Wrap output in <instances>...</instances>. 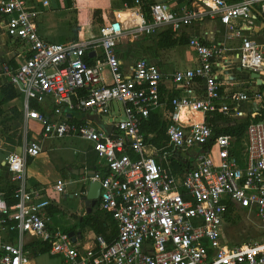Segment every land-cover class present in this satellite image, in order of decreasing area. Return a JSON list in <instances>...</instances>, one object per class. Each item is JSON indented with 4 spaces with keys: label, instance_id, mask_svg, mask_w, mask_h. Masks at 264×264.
<instances>
[{
    "label": "built area",
    "instance_id": "built-area-1",
    "mask_svg": "<svg viewBox=\"0 0 264 264\" xmlns=\"http://www.w3.org/2000/svg\"><path fill=\"white\" fill-rule=\"evenodd\" d=\"M202 4L226 26L236 20L249 26L254 9L264 16V0ZM36 15L26 0H0L7 36L22 48L16 68L0 65V84L10 85L23 98L24 122L40 125L20 152L5 158L15 203H0V264H33L24 250L26 237L46 244L47 254L63 264H264V241H221L230 206L254 215L264 230V123L247 126L236 156L234 139L216 136L206 122L214 113L236 121L247 116L240 110L250 99L247 92H221V51L190 39L195 63L171 74L173 95L167 105L160 92L164 77L156 65L138 59L124 73L118 58L117 46L125 33L149 37L169 28L178 34L184 24L200 21V15L180 13L169 3L144 10L135 0L134 8L113 14L99 38L62 44L39 36ZM239 29L231 27V35L242 37ZM98 49L100 56L88 64L87 55H96ZM237 58L240 68L260 74L264 44L241 38ZM196 85L201 95L193 93ZM31 104L49 107L54 118ZM73 112L106 119L112 131L107 134L86 118L70 121ZM151 113L165 123L164 145L155 151L141 132ZM198 113L202 121L192 122L190 116ZM64 138L89 143L102 161V174L93 173V180L100 185L99 209L110 215L116 229L110 245L95 237L93 246L85 248L72 243L67 233L49 230L45 212L51 199L43 196V189L27 184L26 162L40 155L42 141ZM171 161L189 168L178 180L168 171ZM53 192H65L64 182L58 180Z\"/></svg>",
    "mask_w": 264,
    "mask_h": 264
},
{
    "label": "crops",
    "instance_id": "crops-1",
    "mask_svg": "<svg viewBox=\"0 0 264 264\" xmlns=\"http://www.w3.org/2000/svg\"><path fill=\"white\" fill-rule=\"evenodd\" d=\"M139 1L142 3V8L143 3H146L148 6L154 3H169L176 9V11L180 13H183L185 11L197 12L201 17V20L193 21L191 24H184L180 28L178 34L173 33L169 28H162L158 30L156 34L149 37L136 36L125 33L120 38L117 46L118 58L124 73H127L128 67L138 59H146L150 63L156 65L164 77V84L160 88V92L162 93V100L167 105L169 99L173 95V93L171 92L172 83L169 79L171 74L179 69L191 68L195 63V54L188 47V42L190 39L196 38L206 45L217 46V48L221 51V66L223 67L219 77L221 83V92L224 95H228L229 93L237 91L247 92L250 95V99L249 101L244 102L240 105V110L247 115L246 119H255L258 116V112L263 106L264 92H261V88L264 87V85L260 87L256 86L254 80L249 77L250 72L239 67L237 58L241 38L250 37L257 43L264 44V16L259 14L257 9H254L252 12V18L249 21V26H247V24L243 25L240 20L233 21L232 26H226L220 22L217 14L211 16L208 13L209 9L202 4V1L205 0ZM225 1L230 5H235L241 2V0ZM26 3L27 7L30 10L37 12V15L35 17V24L39 36L47 42L60 44L71 42L81 43L93 40L85 39L84 33L86 30L88 31V28L92 27V25L96 22V19L100 21L99 23H101L102 20L106 19L107 22H109L113 18V14L125 11L126 9L134 8L135 6V0H26ZM95 11H97L96 19H94ZM231 27H240V29L236 31H239L242 37L231 35ZM167 30L171 31L172 37L174 39H180V37H183L184 40L188 42L185 45L182 44L172 48L160 49L158 47L160 35ZM21 52L22 48L19 46V44H14L7 36L5 19L4 17L0 16V65L3 63H7L11 67L16 68L18 64L21 63V59H19L18 57ZM95 56H100V49H98V53L96 55H93L91 57V60L92 58H95ZM104 75L106 82L109 83L111 81L110 76L106 72H104ZM258 75L264 82V69ZM6 85L7 84H0V88ZM11 88L16 92L18 97L1 105L2 114L6 110L8 111L10 109H15L23 116V98L13 87ZM191 89L196 95L202 94V90L200 89L199 85L191 87ZM258 96L260 98H258ZM2 99L3 95L0 92V101ZM38 108L41 109V112L39 113L48 115L50 116V118H54V116H52L50 113L51 111L49 107L38 106ZM155 114L161 126H165V123L163 122L161 116H159L157 113ZM251 114H255V116L251 117ZM212 117H214V115L210 116V118L207 119H213ZM68 118L70 121L80 122L85 118L89 119V116L87 117L85 114L80 112H73L71 114H68ZM190 119L192 122L202 121V115L199 113L194 114L190 116ZM220 119H223L227 122L223 125H217L218 128L226 127L232 124H238L246 120L242 119L241 121H236L222 115ZM98 120L102 123V125L108 126V120L100 118H98ZM148 121L149 119L144 124H148ZM30 122H26L25 125L27 126ZM261 122L264 123V120ZM33 125H35L39 129L37 131L33 130L32 132H30V137L31 135H33V133L40 132V125L36 122H34ZM144 126L145 125H143L142 128ZM99 128L102 129L101 127ZM154 137H156V132L147 134V143L151 145L149 147L152 151H155L156 148H159V146L157 145H160V148L163 147L165 141L164 139L162 142L156 145L151 142ZM66 139L77 138H64L60 140L45 139L42 141L41 145H43L44 141H63ZM85 144L88 147V156L80 163L81 165H79L78 168H75L74 166L65 168V164H61V162H58L57 160L48 159L47 157L41 158L40 155L34 159H28L30 161L27 160L26 162L27 184L29 186H35L43 189L45 191L43 195L47 193L50 196L46 197L51 199V201L50 206L46 209L45 212L48 218L47 227L49 230L63 232L65 229H70L72 225H77L82 216H84L85 214H91L96 211L99 213V220L101 222L105 221L107 226H109L110 221L112 220L108 218V216L110 217L108 213H105L99 209V197L96 206L92 208L90 213H87V208L84 205L85 195L89 188V179L87 177V173H85L84 175L74 174L73 170L79 171L80 169H83L84 172H92L96 175H101L103 170L102 161L97 158L95 153L92 151L89 143L85 142ZM242 149L243 143L241 145V148L235 150V152L238 151V154L235 155L239 156ZM10 153L13 152H8L4 148L0 147V203H5V193L8 192L11 187H13L10 182L9 174L5 164V158ZM91 156L95 158V163L93 168L89 169L86 166V161L90 160L92 158ZM180 164V162L176 161H171L168 164V171L176 180H178L183 173L180 170ZM182 167H184V171L187 170V166ZM58 180L63 181L65 184V192L59 195L53 192V186ZM229 211L230 213L227 216V221L222 227L221 241L223 231L226 228V225L228 224L231 216L234 217V215L238 212L245 213L246 218L254 216L237 207L230 206ZM88 228L90 229V227H86L80 230L78 227H76L74 230L70 231L75 233V243L84 245L85 248H91L94 244L95 237H101H85L86 230ZM90 231L93 233V230L90 229ZM114 237H116V229ZM11 238L14 239V235H11ZM24 239L29 240L26 243L24 242V246L28 245L29 243L35 242L28 237ZM247 242H249V240ZM35 250L33 248H28L26 250L33 264H38L37 260L41 256L51 258V260L49 259V262H46V264H63L62 260L59 257H53L47 253L35 255Z\"/></svg>",
    "mask_w": 264,
    "mask_h": 264
},
{
    "label": "rangeland",
    "instance_id": "rangeland-1",
    "mask_svg": "<svg viewBox=\"0 0 264 264\" xmlns=\"http://www.w3.org/2000/svg\"><path fill=\"white\" fill-rule=\"evenodd\" d=\"M121 19H124L122 16ZM88 28L84 33L85 39H97L100 36V29L104 24L108 23L107 19L102 20L101 23L98 20ZM20 124L15 115L6 110L0 115V147L4 148L8 152H19L23 148L25 141H29L31 137L29 133L37 131V128L33 121H31L27 126L23 121V116L21 113L18 116ZM19 127H16V126ZM88 147L85 142L78 139H66L63 141H44L42 145V151L40 157L52 160H57L61 164H65V168L74 166L78 168L80 163L88 156ZM30 161V160H28ZM27 167V164H26ZM43 196L48 197L49 195L45 193ZM50 197V196H49ZM91 229V228H90ZM88 228L86 230V236H98L90 231ZM92 230V229H91ZM89 238V237H88ZM264 241V230L259 228L258 220L254 216L249 218L245 217V213H236L234 217H230L226 228L223 231L222 241L225 244H235L239 242L247 241ZM28 239H24V242H28ZM49 257L41 256L38 260V264H46L49 262Z\"/></svg>",
    "mask_w": 264,
    "mask_h": 264
},
{
    "label": "trees",
    "instance_id": "trees-1",
    "mask_svg": "<svg viewBox=\"0 0 264 264\" xmlns=\"http://www.w3.org/2000/svg\"><path fill=\"white\" fill-rule=\"evenodd\" d=\"M148 7L149 6L146 3H143L144 9L148 10ZM96 16H97V11L94 12V19L97 18ZM98 22L100 21L98 20ZM187 42L188 41H185L183 37H180V39H174L172 37L171 31L167 30L160 35V39L158 41V47L160 49L161 48L167 49V48H172V47L182 45V44L185 45ZM90 61H91V57L88 54L86 57V62L90 64ZM0 92L3 95V99L0 101V115H2L1 105L8 101L14 100L18 96L16 92L10 86H7V85L1 87ZM261 92H264V87L261 88ZM31 106L36 111L41 112V109L38 108L36 104H31ZM10 112L15 115L16 119L18 120V124H20L19 118H18L20 113L17 112L15 109H10ZM213 115H214V117H212L213 119H207L206 121L207 124L212 128L216 136H220V135L229 136L232 139H234V142L232 143V145H233L234 153L237 155L238 151L235 152V150L241 148L247 126L250 123L261 122L264 120V96H263V106L258 112V116L255 119H246L245 121L238 123V124H232L226 127L218 128L217 125L218 126L223 125L227 121L220 119L221 114L214 113ZM149 121H148V124H143L145 126L141 128V132L143 135H145L144 137L147 141H148L147 134L156 132V137H154V139H152L151 142L157 145L165 139L164 138L165 126L163 125L161 126V124L156 118L155 113H151L149 117ZM16 127H19V126L17 125ZM157 146H159L160 148V145H157ZM91 157L92 158L90 160L86 161V166L89 169H92L95 163V158L93 156ZM182 166L184 165L181 163L180 170L184 172V169H183L184 167ZM12 191H13V187H11L10 190L5 193L4 201L6 205H12L15 203V201L12 199ZM108 218L111 220V217L108 216ZM76 227H78L80 230L86 227H90L95 234L104 238L107 245H110L113 239L115 238L114 237L115 228H114L113 221L111 220L109 226H107L105 221L101 222L99 220V213L97 211L91 214H85L84 216H82L81 220L77 223V225L76 224L72 225L70 229H65L63 232L68 234L70 231L74 230ZM28 248H31V249L33 248L34 250L36 249L34 251L35 255L45 254L48 252V246L43 243L33 242V243H29L28 245L24 246L25 250H27Z\"/></svg>",
    "mask_w": 264,
    "mask_h": 264
},
{
    "label": "water",
    "instance_id": "water-1",
    "mask_svg": "<svg viewBox=\"0 0 264 264\" xmlns=\"http://www.w3.org/2000/svg\"><path fill=\"white\" fill-rule=\"evenodd\" d=\"M249 77L252 80H254L256 86L260 87L264 85V82L260 79L258 74L249 73ZM89 119L92 120L96 125L101 127L103 130H105L107 134L111 132L112 127L102 125V123L98 120L96 116H89ZM73 173L80 174V175H84L85 173H87V177L89 179V188L85 195L84 205L87 208V213H90L92 208H94L97 204V200L99 197V191H100V185L98 181L93 180L94 176L92 172H84L83 169H80L79 171L73 170ZM68 235L71 237L72 243H75L76 241L75 233L70 232L68 233Z\"/></svg>",
    "mask_w": 264,
    "mask_h": 264
}]
</instances>
